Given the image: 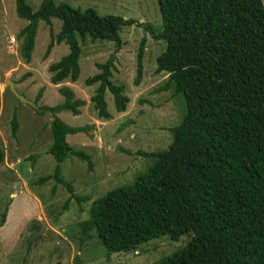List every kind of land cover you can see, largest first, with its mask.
<instances>
[{"label": "trees", "instance_id": "obj_1", "mask_svg": "<svg viewBox=\"0 0 264 264\" xmlns=\"http://www.w3.org/2000/svg\"><path fill=\"white\" fill-rule=\"evenodd\" d=\"M157 1L161 14L158 26L100 15L92 8H75L65 2L42 0L33 10L27 0H15L16 14L26 20L18 34L19 55L29 63L39 21L51 26V19L58 18L61 26L55 34L51 31L45 57L61 42L69 51L49 65L50 82H74L80 74L77 36L113 42L108 60L96 64L100 72L85 80L87 85L98 84L91 101L99 118L109 119L107 90L117 112H124L129 102L123 87L110 80L122 46L121 27L144 26L154 39L164 41L165 48L155 59V72L168 76L154 93L170 91L173 97L181 96L184 114L180 123L170 128L173 137L166 149L138 152L149 160L146 171L130 184L92 201L88 212L95 231L107 254L136 249L161 236L177 241L188 235L184 246L150 264H264L262 0ZM144 44L142 38L136 55L135 85L142 79ZM59 92L64 96L62 103L34 109L53 115L48 153L56 166L41 180L54 178L66 187L70 193L66 207L72 198L78 204L87 198L77 195L61 176L60 163L68 156L77 157L91 171L93 160L67 141L68 135L89 126H70L56 116L61 110L78 115L85 101L74 98L68 86ZM18 126L13 114L12 136ZM5 217L6 211L3 223Z\"/></svg>", "mask_w": 264, "mask_h": 264}, {"label": "rangeland", "instance_id": "obj_2", "mask_svg": "<svg viewBox=\"0 0 264 264\" xmlns=\"http://www.w3.org/2000/svg\"><path fill=\"white\" fill-rule=\"evenodd\" d=\"M42 0H27L33 10ZM80 9L92 8L100 15L133 18L143 24L158 26L161 14L157 0H53ZM264 6V0H262ZM15 0L0 1V264H150L180 249L189 237L177 241L168 236L148 240L136 249L107 254L89 216L95 199L122 185L130 184L146 171L149 160L139 151L166 149L172 142L170 128L177 126L184 114V100L170 91L154 93L163 84L167 73H156V57L165 42L154 39L144 26H122L119 35L122 46L117 52L110 80L123 87L129 98L126 110H115L113 95L107 90L105 102L111 118H99L91 96L97 83L85 80L100 72L97 63H104L114 49L111 41L89 35L77 36L80 46V74L76 81L65 79L50 82L48 67L68 53L64 42L54 44L45 57L50 33L59 31L61 21L51 19V26L39 21L32 58L26 63L19 55V31L26 24L15 11ZM154 26V27H155ZM157 28V27H156ZM16 42L9 44V37ZM144 38L143 74L135 85L137 51ZM12 46V47H11ZM11 47V48H10ZM13 82L18 93L31 100L35 107L19 101L9 90L6 80ZM68 86L74 98L83 99L78 115L69 110L56 113L70 126H89L83 132L67 136L71 145L88 153L93 167L88 171L85 161L66 157L61 164V176L74 187L77 195L87 199L80 204L51 175L56 160L48 153L51 145L49 111L38 113L34 108L62 103L59 89ZM42 88L41 97L37 98ZM36 100V101H35ZM183 112V114H182ZM16 114L18 130L11 135V119ZM13 193V194H12ZM37 202L39 206V214ZM6 211L5 222L2 213Z\"/></svg>", "mask_w": 264, "mask_h": 264}, {"label": "water", "instance_id": "obj_3", "mask_svg": "<svg viewBox=\"0 0 264 264\" xmlns=\"http://www.w3.org/2000/svg\"><path fill=\"white\" fill-rule=\"evenodd\" d=\"M6 84L8 85L9 90L12 92V94L21 102H24L28 105H31L33 107H35V104L27 99L25 96H23L22 94L18 93L17 90L14 88L13 86V82H11L9 79L6 80Z\"/></svg>", "mask_w": 264, "mask_h": 264}, {"label": "built area", "instance_id": "obj_4", "mask_svg": "<svg viewBox=\"0 0 264 264\" xmlns=\"http://www.w3.org/2000/svg\"><path fill=\"white\" fill-rule=\"evenodd\" d=\"M15 41H16L15 36L11 35V36L9 37V42L13 43V42H15Z\"/></svg>", "mask_w": 264, "mask_h": 264}, {"label": "crops", "instance_id": "obj_5", "mask_svg": "<svg viewBox=\"0 0 264 264\" xmlns=\"http://www.w3.org/2000/svg\"><path fill=\"white\" fill-rule=\"evenodd\" d=\"M15 42H16V41H15ZM15 42H14V43H15ZM9 44L12 45L13 43H10V42H9ZM11 47H12V46H11ZM11 47H10V48H11ZM47 106H48V105H47ZM35 111H36V110H35ZM12 194H13V193H12ZM41 205H42L41 202H37L38 214L40 213V212H39V206L41 207Z\"/></svg>", "mask_w": 264, "mask_h": 264}, {"label": "clouds", "instance_id": "obj_6", "mask_svg": "<svg viewBox=\"0 0 264 264\" xmlns=\"http://www.w3.org/2000/svg\"><path fill=\"white\" fill-rule=\"evenodd\" d=\"M16 38V37H15ZM11 43V42H10ZM14 43V42H13Z\"/></svg>", "mask_w": 264, "mask_h": 264}]
</instances>
